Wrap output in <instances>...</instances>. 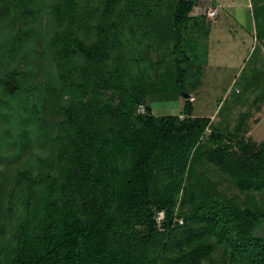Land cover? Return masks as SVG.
Here are the masks:
<instances>
[{
	"label": "trees",
	"instance_id": "1",
	"mask_svg": "<svg viewBox=\"0 0 264 264\" xmlns=\"http://www.w3.org/2000/svg\"><path fill=\"white\" fill-rule=\"evenodd\" d=\"M92 1L17 0L26 16L48 7L51 59L74 97L55 108L58 170H16L7 210L20 211L24 232L0 264H202L221 248L227 264H264V238L255 235L264 221V139L247 155H218L236 189L229 194L204 167L200 140L210 118L194 116L190 97L180 115L136 111L148 95L175 99L201 84L189 79L201 78L208 56L193 38L192 21L210 34L206 11L194 12L199 0ZM254 17L262 36L264 4ZM130 18L164 45L171 77L149 79L127 38ZM16 73L4 75L12 93L24 89Z\"/></svg>",
	"mask_w": 264,
	"mask_h": 264
},
{
	"label": "rangeland",
	"instance_id": "2",
	"mask_svg": "<svg viewBox=\"0 0 264 264\" xmlns=\"http://www.w3.org/2000/svg\"><path fill=\"white\" fill-rule=\"evenodd\" d=\"M98 1L93 0L92 7ZM250 1L199 0L194 10L196 16L212 5L218 6L217 16L207 17L213 29L211 67L203 69L200 79L189 78L193 85L199 81V87L193 88L189 84V90L175 99L161 94L148 95L143 103L144 110H139V106L136 110L138 114L149 113L157 119L180 115L185 98L190 97L194 116L210 118L200 140L206 162L204 167L218 180L219 188L229 194L236 189L232 188L230 177L220 169L223 162L218 155L221 151L229 159L231 151L240 156L247 155L257 150L264 139V76H257L258 71L251 70V66L258 64L261 44L258 43V52L246 61L242 71L238 72L235 67L243 64L250 52L252 54L255 44L249 33L255 23L248 7ZM252 1L254 6L264 4V0ZM153 2L150 6L153 12L158 16L165 15L166 11ZM43 8L41 12L33 10L26 16L20 11L17 0H0V257L3 258L7 251L10 255L15 253L13 246L19 240L20 231L24 232L20 211L7 210L16 170L30 164L34 174L41 177L58 170L55 134L61 116L55 108L59 103L69 104L74 97L61 87L51 59L49 41L56 21L48 13V7ZM193 22V33L199 34H193L195 46L208 47V40L201 34L202 28L207 29L206 25L201 22L194 26ZM125 27L133 52L147 62L149 79L171 77V61L165 56L164 45L157 44L154 34L144 32L132 18ZM199 54L203 63L205 56L201 54L204 51ZM224 63L232 64L233 68H220L219 65ZM11 71L17 72V81L20 84L21 80L24 89L18 88L14 93L6 89L4 75ZM105 94L110 95L109 92ZM85 97L79 95L77 98ZM217 133L223 134L222 142L216 137ZM180 201L181 194L177 206ZM179 222L183 219L179 218ZM25 229L30 233L33 230L32 226H25ZM202 264H227V254L224 249H218Z\"/></svg>",
	"mask_w": 264,
	"mask_h": 264
},
{
	"label": "crops",
	"instance_id": "3",
	"mask_svg": "<svg viewBox=\"0 0 264 264\" xmlns=\"http://www.w3.org/2000/svg\"><path fill=\"white\" fill-rule=\"evenodd\" d=\"M252 2L253 1L251 0L248 3V7L250 8V11L252 13L253 19L255 20V17H254L255 6H254V4ZM211 7L218 8V6H216V5H212ZM217 12H218V9H217ZM212 33H213V29H212V25H211L210 34H209V38H208L207 63L204 65V71H205L206 67H211V64H212L211 47H210V42H211L210 38L212 36ZM249 33H251L253 35V38L255 40V44L252 46V51L253 52H252V54L250 52V54L247 55L246 59H244V63L243 64L235 65V67H236V69H238V72L242 71L245 68L244 64H246V61L252 59V56H254L253 53L256 52L257 49H258V43H260L261 44V52L259 54L258 64L251 66V70L258 71V72H256L257 76H264V32H263L262 36L258 35L257 23L255 21L254 25L251 26V29H249ZM240 60L241 59L238 60L237 64L240 63ZM219 67L223 68V69H226V68L231 69V68H233L232 64H230V63H224L223 65L220 64Z\"/></svg>",
	"mask_w": 264,
	"mask_h": 264
},
{
	"label": "built area",
	"instance_id": "4",
	"mask_svg": "<svg viewBox=\"0 0 264 264\" xmlns=\"http://www.w3.org/2000/svg\"><path fill=\"white\" fill-rule=\"evenodd\" d=\"M217 13H218L217 12V8H215V7H209L206 10V15L210 19L215 18L217 16ZM139 110H144L143 104L139 105ZM164 217H165L164 211L158 212L157 218H158L159 221H162L164 219Z\"/></svg>",
	"mask_w": 264,
	"mask_h": 264
},
{
	"label": "water",
	"instance_id": "5",
	"mask_svg": "<svg viewBox=\"0 0 264 264\" xmlns=\"http://www.w3.org/2000/svg\"><path fill=\"white\" fill-rule=\"evenodd\" d=\"M255 235L258 238H264V221L260 223L255 229Z\"/></svg>",
	"mask_w": 264,
	"mask_h": 264
}]
</instances>
